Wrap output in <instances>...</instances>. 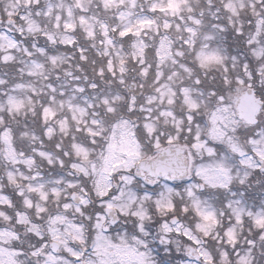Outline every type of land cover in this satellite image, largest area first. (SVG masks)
I'll return each mask as SVG.
<instances>
[{
  "label": "snow or ice",
  "instance_id": "6c2138e0",
  "mask_svg": "<svg viewBox=\"0 0 264 264\" xmlns=\"http://www.w3.org/2000/svg\"><path fill=\"white\" fill-rule=\"evenodd\" d=\"M0 264H264V0H0Z\"/></svg>",
  "mask_w": 264,
  "mask_h": 264
}]
</instances>
